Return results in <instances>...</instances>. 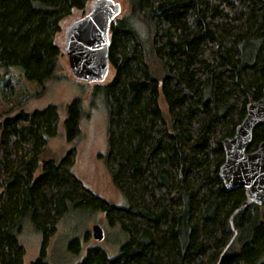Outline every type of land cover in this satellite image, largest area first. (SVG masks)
<instances>
[{
  "label": "trees",
  "instance_id": "16d2710c",
  "mask_svg": "<svg viewBox=\"0 0 264 264\" xmlns=\"http://www.w3.org/2000/svg\"><path fill=\"white\" fill-rule=\"evenodd\" d=\"M88 1L0 0V74L17 66L42 87L57 78L60 22ZM127 1L110 28L114 74L97 85L108 112L104 160L127 205L74 174V148L50 153L56 104L1 112L0 264L24 263L26 226L43 236L32 264H51L60 219L91 207L128 237L119 255L90 247L78 264H264V203L219 177L222 141L264 95V0ZM67 112L77 139L81 98ZM263 141L259 125L249 151Z\"/></svg>",
  "mask_w": 264,
  "mask_h": 264
},
{
  "label": "rangeland",
  "instance_id": "374dc122",
  "mask_svg": "<svg viewBox=\"0 0 264 264\" xmlns=\"http://www.w3.org/2000/svg\"><path fill=\"white\" fill-rule=\"evenodd\" d=\"M94 1L89 0L84 9H73L60 22V30L55 35V41L62 49L57 78L42 87L38 82L27 79L17 66L0 74V113L10 110L14 114L21 109H42L56 104L59 107L58 134L49 139L50 153L62 158L74 148V174L98 196L118 206H126V197L115 185L104 160L108 151V112L97 92L99 81L75 77L70 60L64 53L67 30L76 20L90 12ZM116 1L122 5V11L118 15L121 16L129 8L128 1ZM113 74L114 70L111 68L106 79L100 82L110 80ZM75 98H81L84 111L80 124L81 135L77 139L69 137L66 127L67 105ZM95 224L104 228L103 240L94 237ZM127 237L121 226L112 224L103 210L93 207L74 209L58 222L55 234L49 239L47 257L51 264H78L90 247L102 248L110 257H115L119 255ZM74 240L77 242L72 247ZM20 241L26 249L23 264H32L42 250L41 232L26 226Z\"/></svg>",
  "mask_w": 264,
  "mask_h": 264
},
{
  "label": "water",
  "instance_id": "95a60500",
  "mask_svg": "<svg viewBox=\"0 0 264 264\" xmlns=\"http://www.w3.org/2000/svg\"><path fill=\"white\" fill-rule=\"evenodd\" d=\"M122 5L116 0H95L90 12L76 20L67 30L64 53L68 56L75 77L104 81L111 69L109 60L110 28ZM264 125V95L247 106V114L232 137L222 141L225 160L219 177L228 190L244 188L250 199L264 203V141L249 151L257 126ZM93 235L103 240L105 230L93 226Z\"/></svg>",
  "mask_w": 264,
  "mask_h": 264
},
{
  "label": "flooded vegetation",
  "instance_id": "af4514ba",
  "mask_svg": "<svg viewBox=\"0 0 264 264\" xmlns=\"http://www.w3.org/2000/svg\"><path fill=\"white\" fill-rule=\"evenodd\" d=\"M98 82V81H97Z\"/></svg>",
  "mask_w": 264,
  "mask_h": 264
}]
</instances>
